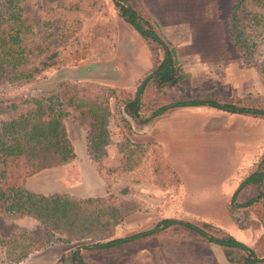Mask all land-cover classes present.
Masks as SVG:
<instances>
[{
  "label": "rangeland",
  "instance_id": "374dc122",
  "mask_svg": "<svg viewBox=\"0 0 264 264\" xmlns=\"http://www.w3.org/2000/svg\"><path fill=\"white\" fill-rule=\"evenodd\" d=\"M128 1L132 5L133 2H137V0ZM26 5L30 15L40 16L44 20H50L57 24L60 35L46 39L47 42L59 44L57 54L52 59L54 62L52 65L38 71L27 81L21 83L0 81L1 97L8 98L21 93L35 95L41 89L52 90L58 82L64 80L78 82L82 85L91 82L118 87L112 85L111 80L106 79V75L114 76L109 69L111 67L106 64L107 62L113 64L114 62L111 61L117 55L116 61L125 60L127 62L130 59L129 52L132 45L127 41H123L121 45L115 43L116 38L113 34L117 24H122L123 18L111 0H28ZM51 30L52 27L44 28V36ZM144 42L148 47L151 63L160 60L162 52L159 46L152 41ZM114 65L118 66L116 62ZM136 82L130 88H118L133 92ZM186 84L184 79L179 80L171 87L158 85L156 81L147 82L139 96L137 119L124 112L123 102L120 99L109 98L110 113L105 118L103 126L107 143L96 152L101 159V168L105 169H102L101 172L98 171L100 178L96 177L95 173L91 171L92 169L81 172L79 169L78 172V169L73 168L71 177H75V179L70 177L65 181L63 173L68 165H59L45 168L31 175L32 180H36L32 189L41 191L43 194H60L64 191L78 194L77 196H87L88 194L92 195L88 197L97 198L101 205H120L132 208L115 226L111 238L150 229L163 218L188 220L216 237L230 235L227 230L211 220L190 215L187 213L190 210L178 206L180 194L177 179L171 175L169 169L164 167L168 166L169 162L161 144L150 139V129L147 130L148 132L146 131L147 125L152 120L148 117L153 110L179 98L180 95H191L186 90ZM257 90L256 95L238 99L240 102L235 103H238V106L247 107L264 106V80L261 76ZM24 110V107H19L15 111L6 110L0 114V120L13 117ZM181 112L178 115L179 118L184 115L193 121L191 126L194 125V128H189L192 131L201 129L195 127L196 123H199V117L208 114L205 109H183ZM164 114L160 115L163 117H155H160L159 122L164 121L158 127L159 129L155 130V134L157 138L166 143L168 152L178 162L187 199L191 194H198L200 189L221 188L220 180L226 173L232 171L239 150L241 149L243 152L250 150L254 154L261 137L258 129L252 127L250 130L251 139L248 140L244 136L245 140H243L246 144L251 145L249 149L246 144L240 145L241 148L237 149L236 145L240 144L243 138L240 135L247 136L248 129L236 135L238 131L234 126L227 133L216 132L204 143H190L185 138L186 132L177 127L180 126V123L183 124L182 122H185L186 119L183 118L181 122L182 118L179 120L172 114L167 116ZM144 118L145 122L139 121ZM212 121L215 120L211 119ZM62 122L68 139L83 148L87 142L86 135L90 124H92V119L87 115H79L77 111H70V115L63 118ZM210 129L216 130V128ZM153 132L151 131V133ZM238 138L239 143L235 142V139ZM124 139L139 143L151 141L156 144V147L149 146L148 150L141 154L136 165L129 164L122 170L123 156L118 151L117 144ZM216 148H222L223 153L220 155L226 157L225 160H223L224 157L217 159V163L213 160L219 155L218 153L216 156L213 153L210 154L211 157L205 153ZM152 150L158 155L159 167L155 170L150 164L152 155H154ZM23 161V157L8 158L5 174L3 177L0 176V188L9 185H23L26 177L23 176L22 171ZM1 168L0 165V170ZM94 180H97L100 186H104V192L98 196L93 195ZM237 204L232 200L226 207L225 211L229 220H244L245 223L252 221V224H246L248 227L256 225V220H264V203L259 205L251 203L247 206H238ZM196 211L206 212L207 210ZM18 229L44 236L43 225L39 220L29 216L11 218L5 215L0 203V264H26L24 259L18 263H10L6 260L8 248H10L7 243L10 241L11 235L16 234ZM50 238L48 243L37 250L44 248L69 249L59 257L57 264H77L72 258L75 251H78L79 257L88 264H218L216 260L218 251L214 244L181 226H170L156 231L148 237L104 250L89 248L97 241L94 236L69 239L64 234L54 233ZM55 238H62V241H56ZM245 253L234 248H224V257L232 264H244ZM52 258L53 256L48 257L47 254L44 260L51 263ZM257 264H263V262Z\"/></svg>",
  "mask_w": 264,
  "mask_h": 264
},
{
  "label": "trees",
  "instance_id": "16d2710c",
  "mask_svg": "<svg viewBox=\"0 0 264 264\" xmlns=\"http://www.w3.org/2000/svg\"><path fill=\"white\" fill-rule=\"evenodd\" d=\"M27 1L0 0V81L21 83L54 63L52 59L57 54L59 44L47 42L46 39L60 35L57 24L40 16L30 15L27 11ZM111 1L123 20L143 40L152 41L159 46L162 52L161 59L152 63L151 68L136 82L133 92L99 83L87 82L82 85L64 80L58 82L52 90L41 89L35 95L21 93L8 98L0 96V114L6 110L25 108L13 117L0 120L1 177L5 174L10 157H23L24 177L45 168L70 163L75 155L62 122L63 118L70 115V111H77L79 115H87L92 119L86 135V150L96 169L101 172L103 169L100 165L101 159L96 152L107 143L103 126L105 118L110 113L108 99H120L124 112L136 118L139 95L149 80L156 81L161 86H171L182 79L174 48L140 5L137 2H133L132 5L128 0ZM50 27L52 30L44 36V28ZM226 27L230 39L246 64L255 67L264 80V0H232ZM235 102L240 101L220 97L212 92L198 95L183 94L156 108L150 116H158L178 107L205 106L228 113L264 118V106H238ZM149 146L156 147V144L151 141L131 142L127 139L119 142L117 147L123 156L122 170L129 164L136 165L141 154L147 151ZM151 152L154 155L150 164L155 170L159 167L158 155L154 150ZM70 167L67 180L72 176L73 168L77 170L74 164ZM164 167L176 177L169 165ZM263 178L264 151L254 169L243 178L238 187L247 183L259 185ZM260 197L264 199V193L258 192L254 198L242 205H247ZM0 203L5 215L11 218L29 216L39 220L43 225L44 236L28 233L24 229H18L16 234L11 235L7 243L10 248L6 256L10 263L20 262L29 253L48 243L54 233L64 234L69 239L94 236L97 241L89 248L104 250L148 237L170 226L184 227L208 242L246 252L247 254L243 256L245 264L264 260V257H253V251L231 235L216 237L198 225L182 219L163 218L150 229L111 238L115 226L132 208L101 205L97 198L34 193L19 184L0 188ZM54 240L62 241V238ZM72 258L77 264H88L75 252Z\"/></svg>",
  "mask_w": 264,
  "mask_h": 264
},
{
  "label": "crops",
  "instance_id": "0c3cea01",
  "mask_svg": "<svg viewBox=\"0 0 264 264\" xmlns=\"http://www.w3.org/2000/svg\"><path fill=\"white\" fill-rule=\"evenodd\" d=\"M142 10L157 24L159 31L165 36L174 48L175 57L182 73V79L186 81L187 92L191 95H198L204 93H216L220 97L230 98L233 100L243 99L247 96H254L257 93L258 84L260 83V76L255 67L246 64L238 50L234 46L228 30L226 21L232 0H137ZM122 18V17H121ZM122 24H117L115 33L113 34L115 43L121 45L123 41L131 44L130 59L123 61H116L117 56H114L111 62L108 63L113 77L105 76L106 79L112 81V85L130 88L144 74L151 68L150 53L145 40L124 20ZM120 47V46H119ZM120 62V63H118ZM128 64V65H127ZM183 109H205L207 115L199 117V123L195 127L201 129L189 130L193 121L190 117L182 115L186 119L183 124H179L180 129L186 132L187 140L190 143H204L209 137L216 134V132L227 133L235 126L236 135L239 132H244L248 129V135H240L243 138L236 148H241L240 145L246 144L245 138L251 139V128L254 127L260 132V140L256 146L254 154L248 151L239 150L237 153V160L231 172L226 173L222 180H220L221 188L200 189L198 194H191L190 198L185 197L184 180L180 173V167L177 160L168 152L166 143L160 138H157L155 130L159 129L161 123L159 118L150 120L146 131L150 129L154 131L151 133V140L161 144L164 153L166 154L168 164L174 171L179 187V204L181 208H186L188 214L199 216L200 218L208 219L227 230V232L237 241L248 246L254 253L253 257H264V220H256V225L249 227L246 224H252V221L245 223L244 220H229L226 214V207L230 202L238 203V206H247L249 204L259 205L264 203L262 197L256 198L247 205H242L249 199L254 198L258 192L264 193V178L257 184L247 183L238 187L240 182L247 176L255 167L256 162L264 150V120L250 115L239 113H228L211 107H178L172 112L165 113L164 116L172 114L178 117ZM197 115V114H196ZM211 119L215 120L211 122ZM163 120V119H162ZM197 122V121H196ZM214 126V127H213ZM210 128H216L214 131ZM148 132V131H147ZM71 142V141H70ZM239 143V138L235 139ZM74 151V159L65 165H68L63 173V180L67 181V174L72 164L76 165L78 172L82 170L93 171L96 177L100 178V174L96 166L92 163L86 150V143L83 148L79 144L72 143ZM249 149V146L246 144ZM201 152V151H199ZM211 157L213 153L216 159L213 162L217 163V159H226L222 148L213 149V151L205 152ZM191 161V160H190ZM214 163V164H215ZM226 163V162H225ZM92 167V168H91ZM43 170V169H42ZM41 171V170H40ZM39 172V171H38ZM36 172V173H38ZM33 173V174H36ZM31 174V175H33ZM31 175L26 176L23 181V187L34 193H41V191L33 190L36 180H32ZM262 185V186H261ZM220 187V186H217ZM93 195L98 196L104 192V186H100L99 182L94 180L92 190ZM60 194H67L75 198H86L88 196L75 195L67 192ZM186 198V199H185ZM207 210L200 212L196 210ZM217 210V211H214ZM203 213V214H202ZM216 251V260L218 264H232L224 257V247L214 244ZM69 249L44 248L35 250L29 253L24 258V263L28 264H57L59 257ZM220 252V253H219ZM48 254L53 256L52 262L44 260ZM247 254V253H246ZM252 257V258H253ZM263 262L264 260L260 261ZM259 262V263H260ZM255 262L253 264H257ZM245 264V263H244Z\"/></svg>",
  "mask_w": 264,
  "mask_h": 264
},
{
  "label": "flooded vegetation",
  "instance_id": "af4514ba",
  "mask_svg": "<svg viewBox=\"0 0 264 264\" xmlns=\"http://www.w3.org/2000/svg\"><path fill=\"white\" fill-rule=\"evenodd\" d=\"M141 79V78H140ZM149 81H151V80H149ZM148 81V82H149ZM147 84V83H146ZM146 86V85H145ZM144 86V87H145ZM165 86H168V85H165ZM171 86H174V85H171ZM171 86H168V87H171ZM144 89V88H143ZM140 96V95H139ZM205 107V106H204ZM139 108V107H138ZM137 113H138V116H139V109H138V111H137ZM164 113H166V112H164ZM158 116H160V115H158ZM155 117H157V116H154V117H151L150 115H149V117L148 118H151V119H153V118H155ZM135 118V117H134ZM138 117H136V119H137ZM145 119V118H144ZM146 120V119H145ZM75 253L76 254H78V251H75Z\"/></svg>",
  "mask_w": 264,
  "mask_h": 264
},
{
  "label": "water",
  "instance_id": "95a60500",
  "mask_svg": "<svg viewBox=\"0 0 264 264\" xmlns=\"http://www.w3.org/2000/svg\"><path fill=\"white\" fill-rule=\"evenodd\" d=\"M78 255V254H77ZM79 256V255H78Z\"/></svg>",
  "mask_w": 264,
  "mask_h": 264
}]
</instances>
